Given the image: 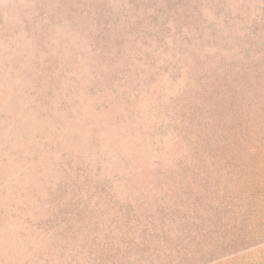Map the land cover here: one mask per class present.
<instances>
[{"label":"rangeland","instance_id":"374dc122","mask_svg":"<svg viewBox=\"0 0 264 264\" xmlns=\"http://www.w3.org/2000/svg\"><path fill=\"white\" fill-rule=\"evenodd\" d=\"M0 264H264V0H0Z\"/></svg>","mask_w":264,"mask_h":264}]
</instances>
